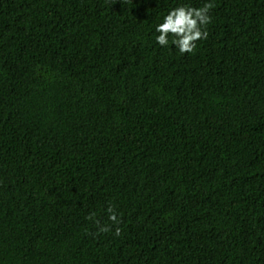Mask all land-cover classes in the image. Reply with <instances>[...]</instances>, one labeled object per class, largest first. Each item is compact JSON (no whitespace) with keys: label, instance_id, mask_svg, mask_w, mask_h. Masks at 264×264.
I'll return each mask as SVG.
<instances>
[{"label":"trees","instance_id":"1","mask_svg":"<svg viewBox=\"0 0 264 264\" xmlns=\"http://www.w3.org/2000/svg\"><path fill=\"white\" fill-rule=\"evenodd\" d=\"M177 2L0 0V264H264V0Z\"/></svg>","mask_w":264,"mask_h":264},{"label":"clouds","instance_id":"2","mask_svg":"<svg viewBox=\"0 0 264 264\" xmlns=\"http://www.w3.org/2000/svg\"><path fill=\"white\" fill-rule=\"evenodd\" d=\"M212 8L211 0H204L199 7L184 3L182 0L169 8L153 27L154 42L159 47H168L169 43L180 55L194 52L198 41L208 39V26L212 23L209 14ZM108 220L118 225L119 218L112 206L107 208ZM99 225V222H96ZM100 232L110 231L108 226L99 227ZM119 227L115 228V235L119 236Z\"/></svg>","mask_w":264,"mask_h":264}]
</instances>
